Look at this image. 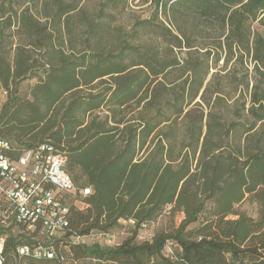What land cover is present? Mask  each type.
<instances>
[{
    "label": "trees",
    "instance_id": "trees-1",
    "mask_svg": "<svg viewBox=\"0 0 264 264\" xmlns=\"http://www.w3.org/2000/svg\"><path fill=\"white\" fill-rule=\"evenodd\" d=\"M128 1L101 0L93 19L82 0H0V136L53 146L73 181L91 188L68 235L136 223L116 247L73 245L28 264H264V35L251 29H264V0H155L170 28L157 17L138 25L154 23L164 49L112 41L105 10ZM207 29L215 43L199 53L194 38ZM219 51L225 64L236 52L253 62L249 105L234 111L245 122L226 121L227 97L206 82ZM27 79L35 83L21 96ZM246 199L255 218L236 210ZM166 208L183 215L178 227L137 242L139 225Z\"/></svg>",
    "mask_w": 264,
    "mask_h": 264
},
{
    "label": "built area",
    "instance_id": "built-area-1",
    "mask_svg": "<svg viewBox=\"0 0 264 264\" xmlns=\"http://www.w3.org/2000/svg\"><path fill=\"white\" fill-rule=\"evenodd\" d=\"M90 194L91 188L73 181L66 156L53 146L44 143L27 149L0 136V264L59 259L57 245L73 238L68 235L71 216L88 207ZM120 222L136 225L133 220ZM152 224L142 223L138 231ZM93 235L103 240V244L96 243L101 247L122 243L111 232L93 231L77 238ZM171 249L167 243V256L172 255Z\"/></svg>",
    "mask_w": 264,
    "mask_h": 264
},
{
    "label": "rangeland",
    "instance_id": "rangeland-1",
    "mask_svg": "<svg viewBox=\"0 0 264 264\" xmlns=\"http://www.w3.org/2000/svg\"><path fill=\"white\" fill-rule=\"evenodd\" d=\"M101 0H82L81 7L82 10L87 12V16L93 19H96L97 13L100 10ZM106 13H110L111 16H108L105 19V22L109 26V30L113 37L112 41H123L131 45H136L144 49L145 47H160L164 49L165 46L160 44L158 40L157 32L155 31L154 23H162L165 27L170 28L169 21L164 17L161 10L155 7V0H129L126 4L122 5L119 3L108 4L106 8ZM156 15V16H155ZM157 17V21H154L152 24H143L138 25L141 21L149 20L151 18ZM75 30L78 34V41L80 42L84 38V28L82 25H79L75 21ZM251 29L254 32H258L264 35V29L261 28L257 23H252ZM7 34V33H6ZM109 39V38H108ZM214 34L213 32L206 31L202 32L200 35H196L194 38V45L198 49L199 53L204 52L205 50L201 49L205 46L213 45ZM82 45H78V49ZM211 47V46H210ZM64 50L67 51V45L64 44ZM176 56L182 61L186 55V50L177 52L175 50ZM220 61L214 63L215 56L210 58V72L206 79V82L210 81L211 88L220 87L227 97L226 107H222V112L226 121H242L245 122V119H238L234 114V111L241 109L242 104L245 103L247 107L249 105L250 95L253 90V82L255 81V74L253 71V62L249 56L245 54L242 55V62H239L238 58L240 53L236 52L228 61L224 62L227 54L225 51H219ZM229 57V56H228ZM215 75L217 77H215ZM223 75L224 78H220ZM213 76L215 77L213 79ZM35 83V79H27L21 82L19 85V92L21 96H26L29 92L30 87ZM248 83V86L246 85ZM7 95L5 91L0 86V109L5 103ZM241 114H243L241 112ZM241 130L242 127H238ZM256 205L249 199L243 201L240 205L236 207V210L240 213H244L251 217H256ZM183 215L178 213L174 216L170 214L169 208H166L161 215L150 225L147 229L136 232V241L141 243L150 239L156 232L162 231L170 233L175 228L178 227ZM202 218L199 219L201 221ZM198 223H194L189 226L188 229L196 227ZM114 234L118 242L124 241L127 237L132 235L133 230L128 224L120 222L119 226L114 230L110 231ZM95 233V232H94ZM81 237V236H79ZM70 243V245L68 244ZM94 243L103 244L102 239L96 240L94 235L88 237L87 239H78L77 236L73 238L69 237L66 241L59 243L57 245L58 250L61 254H68L71 250L70 246L73 245H92ZM172 247V246H171ZM171 250L174 251V248Z\"/></svg>",
    "mask_w": 264,
    "mask_h": 264
}]
</instances>
